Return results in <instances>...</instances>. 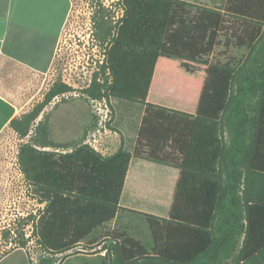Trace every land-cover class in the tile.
Masks as SVG:
<instances>
[{
  "label": "trees",
  "instance_id": "obj_1",
  "mask_svg": "<svg viewBox=\"0 0 264 264\" xmlns=\"http://www.w3.org/2000/svg\"><path fill=\"white\" fill-rule=\"evenodd\" d=\"M95 2L90 21L105 45L107 76L101 84L94 75L83 93L108 102L124 148L110 156L87 143L58 151L43 111L73 91L61 80L9 122L18 139H27L18 147L19 167L44 204L34 223L37 244L52 257L94 246L98 230L119 212L130 167L143 160L178 171L169 209L153 206L158 215H148L150 248L107 233L105 255L80 263L239 264L264 246V0H210L212 9L121 0L114 23ZM171 15L218 31L194 116L163 107L150 93Z\"/></svg>",
  "mask_w": 264,
  "mask_h": 264
},
{
  "label": "rangeland",
  "instance_id": "obj_2",
  "mask_svg": "<svg viewBox=\"0 0 264 264\" xmlns=\"http://www.w3.org/2000/svg\"><path fill=\"white\" fill-rule=\"evenodd\" d=\"M179 1L189 2L198 7L213 8L210 0ZM71 2V11L63 27L50 73L44 76L25 73L21 78L18 76L21 75L20 70L9 67L4 78L7 85H12L19 77L23 79L24 86L33 90L34 98L28 111L42 101L55 81L61 80L69 85L73 91L63 97L55 98L43 111L49 119L51 140L59 146L58 151L62 153L72 151L80 143H87L102 155L110 156L124 148V139L114 129V120L111 118L108 102L105 99H91L83 93V90L89 88L94 75H97V82L101 84L104 76H107L101 69L105 45L98 41L97 30L93 29L90 21L96 2L95 0H71ZM120 2L121 0H99V3L108 10L112 23L122 16ZM186 30L199 35V41H196L197 38L194 42L176 38L171 45L164 46L158 58L153 77L155 79L151 86V93L156 92L157 89L161 90L160 101L173 107H177L180 99L183 98L182 89L185 82L197 80L198 67L180 58L173 57L167 60L165 53L174 52L187 56L194 54L202 61H207L208 53L213 48L214 31L211 27L194 26ZM193 51L198 53L195 54ZM163 61L167 62L165 69ZM161 70L168 80V84L164 86L160 84ZM26 141L27 139H18L11 131L5 132L0 137V264H41L43 258H51L55 264H81L80 258H91L100 252L98 240L111 230V226L107 225L96 233L97 243L91 248L84 244L55 257L48 256L37 244L34 235V223L42 212L44 204H39L33 198L31 189L24 181L17 158L18 147ZM143 164L148 167V215L153 205L162 204L165 210L169 209L178 171L170 169V172H173L170 173L166 187L165 175L161 171L162 164L149 162ZM135 166L133 165L130 170L129 181L134 174ZM133 193L135 199L142 204L146 192L134 189ZM144 209L145 206L142 205L139 207L140 211L132 212L127 216L131 221L139 222L144 227L148 219ZM143 227L137 226L136 233L142 234ZM141 244L147 250L150 248L149 229L148 247L143 242ZM228 262L230 264L231 260Z\"/></svg>",
  "mask_w": 264,
  "mask_h": 264
},
{
  "label": "crops",
  "instance_id": "obj_3",
  "mask_svg": "<svg viewBox=\"0 0 264 264\" xmlns=\"http://www.w3.org/2000/svg\"><path fill=\"white\" fill-rule=\"evenodd\" d=\"M71 6V0H0V137L5 132L11 131L9 122L13 118L26 113L34 98L33 90H29L27 86H24L23 79L19 77L22 78L25 73L44 76L52 70L62 30L70 14ZM194 26L205 28L207 26L213 29V48L208 53L207 61H202L200 57L194 54H188L187 56L174 52L165 53L167 60L173 57L174 59H184L193 63L198 67V70L197 80H191L192 82L188 80L183 85V98L180 99L177 107L161 104L169 110L180 111L193 116L196 113L200 93L206 79L208 64L213 56L218 34L217 28L184 17L171 15L160 51L161 55L163 47L171 45V42L176 38L178 40H192V42L197 38L198 40L196 41H199V35L186 30V28ZM193 53L196 54L198 52L193 51ZM162 63L165 69V63L167 62L163 61ZM9 67L20 70L21 74L18 75L19 77L16 78L17 80L12 85H7L6 78H4V74L7 73ZM160 84L161 86L168 84L163 70L160 71ZM161 92V90L157 89L156 92L151 93L150 88L151 97L153 96L156 101L161 100L159 96ZM11 133L15 135L12 131ZM144 162L146 161H135L130 167L131 170L133 165H136L130 181V170L128 172L121 207L116 217L108 224V226H111V230L107 233H112L114 237L123 235L133 238L140 243L143 242L148 247V222L146 221L143 227L141 223L131 221L127 216L132 212L140 211L139 207L142 205L145 206L144 213L148 215V167L143 164ZM162 169L167 187V181L173 171L170 172L172 168L167 164H163ZM128 184H132V186L129 187ZM134 189L146 192L142 204L135 199ZM153 206H161L164 209L162 204ZM149 213L158 215V211L154 207ZM137 226L143 227L142 234L136 233ZM98 231L100 232L101 230L99 229ZM110 241L111 238L107 234L98 240V250H100L98 254L105 255L106 252L102 250V246H109L111 244ZM239 264H264V246L257 248L256 251L245 257Z\"/></svg>",
  "mask_w": 264,
  "mask_h": 264
}]
</instances>
